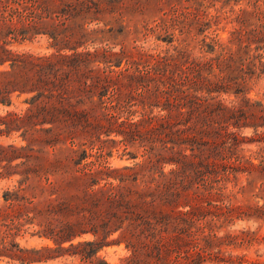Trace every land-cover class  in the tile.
I'll return each mask as SVG.
<instances>
[{"label":"trees","instance_id":"obj_1","mask_svg":"<svg viewBox=\"0 0 264 264\" xmlns=\"http://www.w3.org/2000/svg\"><path fill=\"white\" fill-rule=\"evenodd\" d=\"M88 1L91 6H83L82 9L68 4L52 11L39 0H0L4 9L0 10V23L3 24L0 27V104L12 105L11 95L14 93L19 96L31 95L26 101L29 108L24 113L0 116V127L4 126L8 131L13 128L24 129L25 136L41 127V131L52 134L51 143L70 140L72 146L77 144L75 133L79 128L93 129L95 132L92 136L98 140H101L102 134L108 133L107 136H110L113 130L125 140L139 139L148 161L124 169H113L104 159L85 164L83 169L90 170L87 174L92 183L86 193V204L78 211L77 226L88 224L91 229H82L77 235H72L73 225L55 224L59 221V205H55L53 201L57 199L46 200L34 214L46 221L45 231L58 242L56 251L65 250L64 243H71L76 237L91 233L97 240L79 243V247H90V251L85 254L86 259L105 244L126 240L127 247L133 250L132 255L126 258V264H140L143 252L152 256L155 254L160 260L162 234L172 226L176 218H159L139 212L135 210L138 204L153 205L157 199L164 197L173 201L180 197L181 192L194 186L199 188L200 180H204V187L210 192L219 188L221 194L223 187L216 185L221 182L219 177L226 183L237 180L241 173H247L252 178L255 173L264 170V156L261 152L257 154V159L260 160L258 164L239 155L235 157L238 163H225L214 168L204 164L205 158L221 156L224 151L231 152L241 146L240 134L230 128H242L246 114L244 108L254 106L255 103L245 99L239 105L228 107L222 102L212 103L216 99L212 94L219 92L218 88L221 87L245 89L253 78L260 79L264 75V57L260 53L264 49V31H249L247 28L237 30L232 32V38L228 42L211 39V43H207L206 37L200 41V45L202 52L207 48L206 52L215 54L209 58L195 56L194 51L188 49L189 45L184 44L186 39H178L179 46L157 55L145 47L140 49L135 46L139 58H135L133 52L124 45L119 51H115L110 45L106 48H94L92 51H79L87 43L96 44L103 40L98 36L106 33L103 29L87 28L94 22L89 17L92 8H98L99 3L104 0ZM190 1L194 4L191 8L186 7L188 12L183 14L184 19L180 20L181 17L177 15L171 22L174 30H179V26L183 25L180 36H184L185 29L191 34L195 27L201 28L207 24L205 19L208 18L209 0ZM16 17L21 19L20 25L14 22ZM250 17L262 21L264 10L259 7L253 11L241 9L236 19L248 26ZM45 21L52 28L47 34L52 39L53 47L57 49L55 54L36 55L8 48L9 38L17 40L21 37L25 41L38 34V27ZM145 29L146 38L151 29ZM75 30L79 32L75 33ZM164 30L170 33L168 27H164ZM170 35V42L173 43L176 40L175 34ZM233 44H236V49L231 48ZM150 59L156 61L151 70H140V61ZM96 63L103 66L92 68ZM123 63L126 67H122ZM215 63L220 77L213 81L211 74ZM162 64L166 67L164 72H169L165 79L163 76H155L161 72ZM132 68L135 72L130 71ZM205 70L208 75H205ZM123 80L129 84L130 90L127 92L119 84ZM134 85L138 86L137 92L135 90L133 93ZM150 85L155 86V90L150 89ZM139 89L142 92H138ZM145 92L149 96H162L164 101L155 103L147 98ZM139 106L142 107L141 110ZM155 108L161 109L164 114H155ZM207 110H210V119L202 121ZM214 116L221 118L216 121ZM46 125L51 127L44 129ZM145 125H148L146 130L141 131V127ZM253 126L256 130L260 127L258 123ZM109 127H112V131ZM199 128L203 133L224 135V146L221 149H206L205 143L194 135V131ZM19 150L13 145L8 148L0 146V180L11 176L13 169H23L19 173L22 179L17 190L4 194L5 204L0 207V216L3 209H12L24 200L29 204L33 203L32 199L21 196V192L30 188L32 171H37L36 168L30 164V159L12 166L15 160L23 157H7L10 151ZM188 150L191 154L187 153ZM67 151V159H73L78 153L74 148ZM194 158H198L200 162L197 163ZM3 162L7 164L2 165ZM166 164L175 165L176 168L166 174L163 172ZM36 176L40 182L45 180V190H49L51 196L57 194L56 183L50 175L43 176L37 171ZM206 177L211 182L205 181ZM139 181L144 184L145 191L135 186ZM252 182L253 180L248 184ZM246 188L243 186L240 190ZM224 200L226 201L225 198ZM23 208L25 213L19 217L8 215L7 218L12 222L23 217L32 219L31 207ZM226 209L229 213L227 218H230L233 206L226 205ZM187 214L180 212L178 215ZM116 232H121V236L108 242L107 239ZM249 235V232L241 231L230 234L229 237L238 241ZM45 251L55 250L46 248Z\"/></svg>","mask_w":264,"mask_h":264},{"label":"rangeland","instance_id":"obj_2","mask_svg":"<svg viewBox=\"0 0 264 264\" xmlns=\"http://www.w3.org/2000/svg\"><path fill=\"white\" fill-rule=\"evenodd\" d=\"M39 1L52 11L62 9L68 4L77 7V9L91 6L88 0ZM193 4L190 0H104L99 3L98 8H92L89 17L94 22L87 26L88 29L105 30V34L98 36L103 40H99L96 44L87 43L80 47L79 51L86 49L92 51L94 48H106L108 45L114 47L115 51H119L124 45L127 50L133 52L135 58H139L135 46L140 49L145 47L157 55L179 46L178 39H186L187 42L184 44L189 45L188 49L194 51L195 56L209 58L214 57L215 54L206 52L207 48L202 52L200 45V41L206 37L207 43H211V39L228 42L232 38V32L237 30L242 31L247 28L249 31L254 29L264 31V20L260 21L250 17L247 26L236 19L241 9L253 11L259 7L264 10V0H209L207 2L209 6L208 18L205 19L207 24L201 28L195 27L191 34H188L185 29L184 36H180V29L183 25L179 26V30H174L171 22L177 15L181 17L180 20H183V14L188 12L186 7L191 8ZM0 10H4L2 4H0ZM6 15H8V11ZM14 22L20 25L21 19L16 17ZM2 25L0 23V27ZM164 27H168V31L175 34L174 39L176 40L173 43L170 42V33H167ZM145 28L151 29L146 38L144 37L147 32ZM51 30L50 23L45 21L38 27V34L32 35L25 41L21 37L17 40L9 38L8 48L16 52H28L36 55L55 54L57 49L53 47L52 39L47 34ZM77 32L79 30H75V33ZM236 47V44L231 45L232 49H236ZM216 49L218 50V46ZM260 53L264 57V49ZM140 62V70L144 72L151 70L152 66L156 64L154 59ZM99 65L96 63L91 67L97 68ZM102 66L100 65V67ZM122 67H126L125 63L122 64ZM161 68V72L155 76H163L165 79L169 72H164L166 70L164 64L161 65ZM182 68L184 69V67ZM115 69L119 70L116 67ZM130 71L135 72V69L132 68ZM206 72L208 73V71L205 70V75H208ZM219 77L220 71L215 63L211 79L216 81ZM119 84L124 92L130 90L127 81H119ZM138 85L132 87L133 93ZM154 87L153 85L149 86L152 90H155ZM218 90L219 92L212 94V97L216 98L211 101L214 104L222 102L225 106L231 107L243 103L245 99H250L255 105L244 108L246 114L243 118L242 128H230L240 134L241 146L231 152L224 151V155L205 158V166L214 168L221 167L225 163L237 162L235 157L238 155L245 157V160L251 159L254 163H260L257 154L261 152L264 156V75L260 79L253 78L245 89L221 87ZM145 95L155 103L159 100L164 101L162 96L156 97L153 94L149 96L146 92ZM30 97L31 95L12 94V105L0 104V116H8L9 113H24L29 108L26 101ZM139 109L141 110L142 107L139 106ZM154 112L155 114H164L159 108H155ZM209 112L210 110L205 112L202 121L210 119ZM220 118L214 116L216 121ZM255 123L260 125L257 130L253 126ZM146 126L148 125L142 126L141 131L146 130ZM50 127V125H46L44 129ZM215 127H218L217 124ZM0 130H3L0 131V146L8 148L13 145L20 149L19 151H10L7 157H23L15 160L12 166L30 159V164L41 175H50L56 183L57 192L51 196V192L45 190L47 189L45 180L40 182L36 176L37 171H32L33 180L29 182L30 188L22 191L21 196L25 199H32L33 203L29 204L24 200L12 209H3L0 216V264H126V258L133 253V250L127 247L126 240L111 245L105 244L97 252L93 251L91 257L86 259L85 254L90 251V247H79V243L97 240L91 233L76 237L71 243H64L65 250L56 251L58 242L45 231L46 221L34 213L42 208L46 200L57 199L53 201L55 205H59V221L55 224H59V226L61 223L73 225L72 235H77L82 229H91L88 224L77 226L78 211L86 204V193L92 183V179L87 174L90 170L83 169L85 164L104 159L107 165L113 169L132 168L138 163L148 161L141 141L139 139L125 140L122 136H117L114 130L110 136H107L108 133L102 134L101 140L103 141H101L92 136L95 132L93 129L79 128L75 133L77 144L72 146L70 140L51 143L52 134L44 130L41 131V127H37V131H31L27 136L24 135V129L13 128L8 131L4 126H1ZM109 130L112 131V127H109ZM194 135L199 141L205 143L206 149L210 150L221 149L226 138L224 135H214L213 132L203 133L200 128L194 131ZM69 148L78 150L73 159H67ZM187 153L191 154V151L188 150ZM193 160L197 163L200 162L198 158ZM6 164V162L2 163V165ZM244 167L248 169L246 164ZM175 168V165L166 164L163 172L168 174ZM22 171L23 169H13L11 176L0 180V207L5 204L4 194L17 190L19 181L22 179L19 173ZM156 177L158 178V174ZM249 177L247 173H241L237 180L233 179L226 183L223 178L219 177L221 182H217L216 185L223 187L221 194H219V188L210 192L204 187V180H200L199 188L194 186L189 190L180 191V197L173 201L164 197V199H157L153 205L138 204L135 210L139 212L159 218H176V221L173 220L175 222L172 223V226L162 234L161 259L159 260L155 254L152 256L150 253L143 252L140 264H264V170L255 173L252 178ZM204 179L211 182L208 177ZM159 180L158 178L157 181ZM251 180L253 182L249 185ZM135 186L145 191L141 181ZM243 186L247 188L240 190ZM226 205L233 206L234 209L230 218H227L229 213ZM23 207H31L32 219L23 217L21 220L16 219L15 222H12L10 218H7L8 215L19 217L25 213ZM180 212L188 214L180 216L178 215ZM241 231H247L250 235L238 241H233L229 237L230 234ZM120 236L121 232H116L107 241L111 242ZM46 248L55 251H45Z\"/></svg>","mask_w":264,"mask_h":264}]
</instances>
